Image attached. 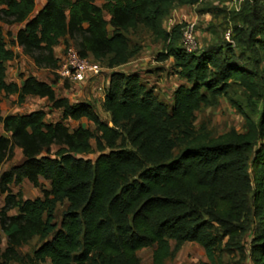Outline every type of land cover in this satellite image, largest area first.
Listing matches in <instances>:
<instances>
[{"label":"trees","instance_id":"16d2710c","mask_svg":"<svg viewBox=\"0 0 264 264\" xmlns=\"http://www.w3.org/2000/svg\"><path fill=\"white\" fill-rule=\"evenodd\" d=\"M199 2L46 0L36 11L35 0H0V101L15 96L22 104L36 97L60 112L58 121L48 122L43 110L0 111V168L14 149L23 158L0 172L6 241L2 249L0 237V264H139L137 252L150 247L151 264H164L171 241L175 249L198 245L207 264H221L223 252L236 255L239 264L246 258L264 264V0H243L230 14L236 49L219 42L186 53L184 23L166 30L164 22L176 7ZM3 26L17 30L5 34ZM138 27L163 44L156 61L171 59L176 76L190 85L174 90L170 109L138 73L117 71L137 56L127 33ZM69 41L80 57L111 71L101 102L109 121L100 119L93 103L56 94L55 48H68ZM15 48L36 67L51 70L54 82L24 74L8 82ZM234 88L245 107L233 98ZM221 98L243 118L242 132L213 135L195 128L194 113ZM82 119L94 129L65 124ZM24 181L41 188L42 196L13 194L11 186ZM63 204L58 224L56 208ZM34 239L31 254H20Z\"/></svg>","mask_w":264,"mask_h":264},{"label":"rangeland","instance_id":"374dc122","mask_svg":"<svg viewBox=\"0 0 264 264\" xmlns=\"http://www.w3.org/2000/svg\"><path fill=\"white\" fill-rule=\"evenodd\" d=\"M38 7L42 0H35ZM97 4L101 3V0H96ZM239 0H200L199 4L193 7H176L175 10L169 16L172 20V24L177 23H194L195 39L197 43L196 52L200 53L204 49L215 45L219 42H226L235 48V42L232 40V26L233 22L230 20V14L236 12L240 8ZM211 8H219L224 11L221 13H208L206 10ZM169 22H164V28L166 30ZM4 33L14 34L17 27L3 26ZM127 37L130 41L131 49L137 52V56L133 57L127 65L119 68L124 70L125 73H138L141 81L147 84L148 88H151L158 101L168 107L172 106V95L174 90L184 85L189 87L190 85L184 80L176 76L175 71L172 67V60L169 59L165 62L159 63L156 61V55L162 50L163 44L157 41L151 34V31L145 27H138L135 30L129 31ZM10 36L6 38L9 41ZM74 48L72 41H69V46ZM236 49V48H235ZM65 47L63 44L56 48L55 55L60 58L63 56ZM16 57L13 61L8 63L7 67V81L19 82L18 75L24 74L26 76L32 75L36 78L53 83L55 80L54 73L45 68H38L34 63L26 56L21 53V49L15 48ZM103 67V72L98 78L91 80L83 86L69 85L68 87L64 84L54 83V90L59 97H66L72 103L78 101H89L94 104L96 113L103 121H109L108 114L105 113L101 108V100L103 97L104 90L106 88V80L111 73L110 70ZM118 70V69H117ZM58 81V78H57ZM233 98L237 100L242 106L245 107L244 98L241 96L238 88L233 89ZM43 110L47 113L46 121L56 122L60 119L59 111H49V104L44 99L36 97H27L25 101L20 104L17 102L15 96L9 98L1 97L0 111L1 115L9 114H27L32 111ZM257 121V118H254ZM70 130H73L78 125H83L91 130L94 129L93 125L87 122L85 119L79 122L67 121L65 123ZM195 128H204L210 131L213 135H220L228 132L231 129H235L238 132H242L245 128L243 118L235 112L230 106L228 101L221 98L216 106L212 107H201L194 113ZM0 132L2 129L0 126ZM92 145L95 146L94 142ZM55 148H53V151ZM96 154L86 156V159L94 160ZM23 158L19 149H14V156L11 160L5 162L0 172L8 170L12 166L19 165ZM43 188H48L49 184L40 180ZM11 192L13 194L20 192L23 199H35L41 197V188H34L27 181H24L20 186H11ZM3 197H0V206H2ZM65 204L58 205L56 208V222L59 224L61 221V215L65 210ZM16 211L9 212V215L15 214ZM1 247L5 248V237L0 232ZM172 254L164 262V264H207V258L205 257L204 251L201 247L194 243H185L180 248L175 249L174 242L171 241ZM38 245L36 239L32 240L22 248L19 252L22 255L31 254L34 247ZM152 251L153 247L144 248L137 252V258L139 264H151L152 263ZM220 253V252H219ZM218 253V254H219ZM221 264H239L236 255L229 253H221L220 257ZM48 264V263H46Z\"/></svg>","mask_w":264,"mask_h":264},{"label":"built area","instance_id":"2783aa9c","mask_svg":"<svg viewBox=\"0 0 264 264\" xmlns=\"http://www.w3.org/2000/svg\"><path fill=\"white\" fill-rule=\"evenodd\" d=\"M165 21L170 23L167 27L168 30L175 25L172 24L169 17ZM194 29V23L192 22L184 23L181 29V44L186 53H194L197 50ZM59 59L58 68L54 71L58 76L57 83L59 84L65 85L67 83L68 85L83 86L101 76L104 71L100 63L80 57L72 47L65 48L63 56Z\"/></svg>","mask_w":264,"mask_h":264},{"label":"crops","instance_id":"0c3cea01","mask_svg":"<svg viewBox=\"0 0 264 264\" xmlns=\"http://www.w3.org/2000/svg\"><path fill=\"white\" fill-rule=\"evenodd\" d=\"M45 1H46V0H42V2L39 3L38 7H37V5H36V11L39 10V9L44 5ZM180 8H183V7H180ZM59 46H61V44H60ZM59 46H57V47H59ZM57 47H56V48H57ZM56 48H55V51H56ZM9 63H10V62H9ZM126 65H127V64H126ZM124 66H125V65H124ZM118 71L124 72V70H120V69H118ZM15 82H16V81H15ZM107 82H108V79L106 80V86H107ZM105 89H106V88H105ZM104 94H105V90H104V93H103V97H104ZM103 97H102L101 102L103 101ZM15 98H16V97H15ZM5 116H6V115H5ZM65 123H66V122H65ZM244 264H251L249 258H246Z\"/></svg>","mask_w":264,"mask_h":264}]
</instances>
